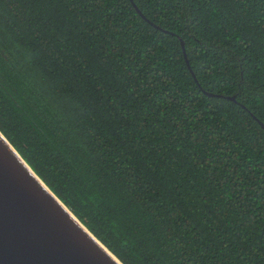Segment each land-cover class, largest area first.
Returning <instances> with one entry per match:
<instances>
[{"label": "trees", "instance_id": "16d2710c", "mask_svg": "<svg viewBox=\"0 0 264 264\" xmlns=\"http://www.w3.org/2000/svg\"><path fill=\"white\" fill-rule=\"evenodd\" d=\"M132 2L0 0V133L122 264H264V0Z\"/></svg>", "mask_w": 264, "mask_h": 264}, {"label": "water", "instance_id": "95a60500", "mask_svg": "<svg viewBox=\"0 0 264 264\" xmlns=\"http://www.w3.org/2000/svg\"><path fill=\"white\" fill-rule=\"evenodd\" d=\"M226 98L233 100L234 96ZM0 264H122L45 186L1 133Z\"/></svg>", "mask_w": 264, "mask_h": 264}]
</instances>
